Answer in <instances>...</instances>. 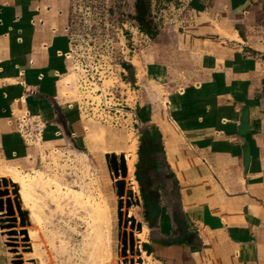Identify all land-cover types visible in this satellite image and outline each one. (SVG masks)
<instances>
[{
    "label": "crops",
    "instance_id": "obj_1",
    "mask_svg": "<svg viewBox=\"0 0 264 264\" xmlns=\"http://www.w3.org/2000/svg\"><path fill=\"white\" fill-rule=\"evenodd\" d=\"M70 8V0H0L5 164H39V150L20 134L24 117H39L44 136L71 147L85 139L75 103L69 112L58 103L70 68ZM189 14L171 52L150 49L149 67L169 91L163 110L140 121L162 148L143 244L157 264H264V0H198Z\"/></svg>",
    "mask_w": 264,
    "mask_h": 264
},
{
    "label": "rangeland",
    "instance_id": "obj_2",
    "mask_svg": "<svg viewBox=\"0 0 264 264\" xmlns=\"http://www.w3.org/2000/svg\"><path fill=\"white\" fill-rule=\"evenodd\" d=\"M146 1L150 4L148 20L158 33L155 39H150L140 32L134 20L135 0H70L68 18L70 68L69 73L62 76L58 82V103L63 111H68L72 106L68 101L75 103L74 112L83 126L85 139L80 141V147H71L49 131L44 136L43 130L46 128L37 119L39 117L21 118V121H18L20 134L24 140L32 143L37 151L39 150V164L32 170L20 168L24 174H30L33 169L42 170L44 173L46 171L45 176L48 179H56L64 186L92 188L91 193L95 194L101 173L100 163L91 153L89 139L92 134L99 135L109 129L112 132L125 129L128 135L137 141V154L139 135L143 130L140 121L145 114L150 115L151 111L155 116L163 110L169 91L160 74L149 67V63L153 61L152 56L156 57L150 49L155 48L154 51L157 53L161 46L167 49L166 53L171 52L173 46L168 44L186 27L189 13L198 2V0ZM124 64L129 68H124ZM119 103L135 107L134 120L137 122L133 123V126L130 116L124 118L128 119L127 121L120 120V125H114L113 120L119 116L112 115L120 108L117 105ZM92 112L94 117L91 115ZM99 112L107 115V123L99 121ZM44 154L47 155V160L44 159ZM102 159L106 164L105 157ZM98 160L101 161L100 158ZM6 166L11 165L0 160V171H5ZM103 170L108 173L107 164ZM107 175L110 176L109 173ZM7 189L0 184V190L4 194L6 190L8 192L3 198L4 209L0 213V264H25L26 255L33 258L29 261L30 264H37L39 261H42L41 264H96L91 261L89 255L85 254L86 259L84 258L85 252L81 244L87 225L82 213L73 214L66 206L61 209L49 207L53 211L52 215V211L49 212L50 209L44 207L45 214H39L40 225L30 224L27 213L24 212L25 224L22 226L14 202L18 196L12 194L17 188L11 183ZM112 190L115 195L114 185ZM138 197L141 202L140 192ZM7 199L10 200L12 211L14 210V214L9 211L12 216L6 213V208L9 207L6 205ZM115 207L117 211V203ZM129 210L128 214L135 218L136 230L139 223L146 225L143 217L144 208L141 205ZM125 212L126 204L124 214ZM112 216L114 260L111 264H134L136 259L145 253L143 243L138 246L133 238V226L124 223L125 216L122 222L118 221L117 212L116 216L114 212ZM28 230L35 234V238H28L26 234ZM132 247L133 252L135 250L134 255L131 252ZM151 263L157 264L152 257Z\"/></svg>",
    "mask_w": 264,
    "mask_h": 264
},
{
    "label": "bare ground",
    "instance_id": "obj_3",
    "mask_svg": "<svg viewBox=\"0 0 264 264\" xmlns=\"http://www.w3.org/2000/svg\"><path fill=\"white\" fill-rule=\"evenodd\" d=\"M89 140L91 143V153L93 156H96L97 161L100 163L99 169L101 176L97 180L98 186L96 187L97 192L95 194L91 193V190L93 191L92 188L84 186L76 187V185L64 186V184L59 183L56 179H48L45 176L46 171L44 173L42 170L33 169L30 174H24L20 168L11 165L6 166L5 171H0V178L8 179L14 185V188L16 186L17 192H12V194H17L18 197L14 202L16 203V201H18L20 203L21 210L27 213L28 221L32 225H40L41 221H39V214H42L44 210L46 211L44 207L48 209H50L49 207L61 209L66 206L73 214L79 215L82 213L83 217L86 219L87 225V229L82 235L83 239L81 244L82 250L85 252L84 258L86 254L89 255L91 261L96 264H111L114 260V227L112 215L114 212L116 216L117 212L115 211L117 200L112 188L115 182L123 180L125 182L126 191L132 193V198H130L132 206L130 208L132 209L138 206L139 190L138 184L134 178V168L137 160V141L134 140L130 134L128 135L125 129L115 132H112L110 129L105 130L99 135L92 134ZM106 156H115L118 162L123 158L127 169L125 178L122 179L119 176L117 178L114 177L113 180L110 179V176L107 175L109 172L107 173L103 170L106 169V164L102 157ZM98 158H100L101 161L98 160ZM44 159L47 160V155L44 156ZM56 170H58V168ZM10 182L8 186L11 184ZM3 198L4 197H0V199ZM126 200L127 197H124V204ZM51 211L50 209L49 212ZM49 212L48 214L50 215ZM133 217L134 216L129 213L126 219L128 223L133 226V238L139 246V244L146 242L148 228L142 224V227L136 230L135 223L131 221L134 219ZM48 218L49 216H47V219ZM26 234L29 239L35 238V234L32 231L28 230ZM18 253L16 255H18ZM134 253L135 250L133 255ZM32 259L33 258H30L29 255H26V257H24L25 264H30L29 261ZM85 259L84 261H87ZM39 263L41 264L42 261L37 262V264ZM134 264H152L151 256L144 253V255L136 259Z\"/></svg>",
    "mask_w": 264,
    "mask_h": 264
},
{
    "label": "trees",
    "instance_id": "obj_4",
    "mask_svg": "<svg viewBox=\"0 0 264 264\" xmlns=\"http://www.w3.org/2000/svg\"><path fill=\"white\" fill-rule=\"evenodd\" d=\"M134 11V20L138 24L140 32L147 35L150 39H155L158 33L152 23L148 20L150 13L149 2L146 0H135ZM123 67L126 69L129 68L125 64ZM160 141V134L157 131L150 133L149 131L144 130L139 137V148L137 151L138 162L135 165V180L139 186L140 197L144 208V218L145 221L149 223V227H151L152 223L151 211L155 208V206H152V200H150V173L155 171L158 167L156 155L162 152ZM143 249L148 255L152 253L147 244H143Z\"/></svg>",
    "mask_w": 264,
    "mask_h": 264
},
{
    "label": "water",
    "instance_id": "obj_5",
    "mask_svg": "<svg viewBox=\"0 0 264 264\" xmlns=\"http://www.w3.org/2000/svg\"><path fill=\"white\" fill-rule=\"evenodd\" d=\"M68 137H67V139H71L72 140V135L70 133H68ZM105 159H106L108 172H109V175H110L112 180L114 179V177L117 178V177L120 176L122 179L126 177L127 169H126V164H125L123 158L120 159V162L117 161L115 156H106ZM0 184L3 185V187H5L7 189L9 182H8L7 179H1L0 180ZM114 188H115V195H116V199H117L116 203H117V218H118V221L122 222L123 219H124V216H125L124 223H128V220L126 219V217L128 216V210L132 206V203H131V200H130V198H132V193L126 191L125 182L123 180H119V181L115 182ZM7 190H6L5 194H4V192L2 190H0V197L7 196L8 192H9V190H8V192H7ZM13 192L16 193V190H14ZM124 197H127V200L125 202V204H126V212H125V214L123 212V209H124L123 198ZM9 202H10V200L7 199L6 205L9 206V207L6 208V210H7L6 213L9 214V211H10L11 213L14 214V210L12 211V206H10ZM137 203H138L139 206L141 205L139 197H138V202ZM3 206H4L3 199H1L0 200V213L4 209ZM16 208H17L18 214H19L20 219H21V224H22V226H24V224H25V217H24L25 214L21 210V206H20V203L18 201H16ZM13 214H11V215L9 214V216H12ZM131 221L135 223V218L132 219ZM141 227H142V224L139 223L137 225V229H140ZM131 249H132L131 252L133 253V247ZM123 251H126V250L123 249Z\"/></svg>",
    "mask_w": 264,
    "mask_h": 264
},
{
    "label": "built area",
    "instance_id": "obj_6",
    "mask_svg": "<svg viewBox=\"0 0 264 264\" xmlns=\"http://www.w3.org/2000/svg\"><path fill=\"white\" fill-rule=\"evenodd\" d=\"M68 59H71V55L70 54L68 55ZM92 104H94V103H92ZM117 105L120 108L115 110V113L112 116L118 115L119 117H117V118H115V120H113L114 125H120L119 124V123H121L120 120L122 121V120H124L125 117L128 118V116H130L132 118V120H133V122H132V126H133V123L137 122V121L134 120V117H136L135 114H134V108L135 107L129 106L126 103H124V104H120L119 103ZM91 110H93V108ZM110 110H113V109H110ZM80 111H81V108H79V112ZM107 113L109 114L110 112H107ZM91 115L94 117L93 112L91 113ZM98 117H99L98 119H99L100 122L107 123L108 120L106 118L107 117L106 114H103V112L102 113L99 112V116ZM109 118L112 119V117H109ZM127 120H124V121H127ZM71 135H72V138H74V135L73 134H71Z\"/></svg>",
    "mask_w": 264,
    "mask_h": 264
}]
</instances>
